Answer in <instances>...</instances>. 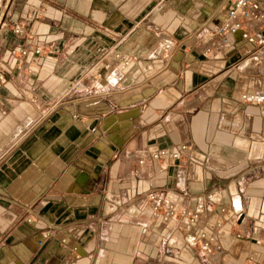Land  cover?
<instances>
[{
	"label": "crops",
	"instance_id": "0c3cea01",
	"mask_svg": "<svg viewBox=\"0 0 264 264\" xmlns=\"http://www.w3.org/2000/svg\"><path fill=\"white\" fill-rule=\"evenodd\" d=\"M230 2L0 0V264H264V46H219Z\"/></svg>",
	"mask_w": 264,
	"mask_h": 264
},
{
	"label": "built area",
	"instance_id": "2783aa9c",
	"mask_svg": "<svg viewBox=\"0 0 264 264\" xmlns=\"http://www.w3.org/2000/svg\"><path fill=\"white\" fill-rule=\"evenodd\" d=\"M209 33L219 37V46L227 43V34H237L241 39L249 43H258L260 46H264V0H231L225 15L209 30ZM165 47H168L166 41ZM28 50L29 46L27 45L25 49L21 50V54L26 55L29 52ZM206 51H208V48H206ZM33 52L38 53L39 50L35 48ZM240 99L244 101H264V93L259 90L252 92L243 91L240 93ZM187 148L186 143L176 144L169 151V155L176 159ZM167 153L166 149H159L153 152L151 157L158 158ZM138 162L141 163L142 159H138ZM146 204L150 206L154 215H158L161 210L164 211V218L173 217L177 214L172 201L163 194H150ZM181 213L185 214V224L189 228L196 219L197 214L188 211H182ZM198 238L204 239V233H199ZM209 240H206L205 246H209Z\"/></svg>",
	"mask_w": 264,
	"mask_h": 264
}]
</instances>
